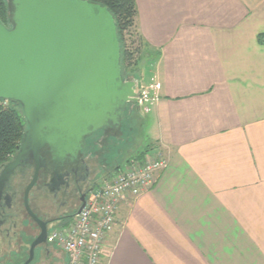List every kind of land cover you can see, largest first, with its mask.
<instances>
[{
	"label": "crops",
	"instance_id": "1",
	"mask_svg": "<svg viewBox=\"0 0 264 264\" xmlns=\"http://www.w3.org/2000/svg\"><path fill=\"white\" fill-rule=\"evenodd\" d=\"M136 3L158 85L140 157L163 151L168 164L121 203L101 262L264 264V0ZM41 248L38 264H66Z\"/></svg>",
	"mask_w": 264,
	"mask_h": 264
},
{
	"label": "water",
	"instance_id": "2",
	"mask_svg": "<svg viewBox=\"0 0 264 264\" xmlns=\"http://www.w3.org/2000/svg\"><path fill=\"white\" fill-rule=\"evenodd\" d=\"M10 4V25L0 21V99L19 102L28 127L16 154L0 168V198L16 168L36 160L25 190V206L40 228L22 263L30 264L36 248L49 245L50 224L29 204L41 150L56 161L76 160L92 134L121 125L142 81L122 73L117 25L106 6L88 0Z\"/></svg>",
	"mask_w": 264,
	"mask_h": 264
},
{
	"label": "flooded vegetation",
	"instance_id": "3",
	"mask_svg": "<svg viewBox=\"0 0 264 264\" xmlns=\"http://www.w3.org/2000/svg\"><path fill=\"white\" fill-rule=\"evenodd\" d=\"M126 112L123 110L120 126L104 128L92 134L89 146L80 152L76 160L56 161L47 149L41 150L43 160L29 193V204L50 226L67 216L71 217L83 199L87 200L101 172L109 165L112 149L123 139ZM37 165L36 160L29 159L25 165L16 168L0 198V255L6 261L25 250L22 247L28 243L26 238L31 239V243L40 231L25 206V190L35 176ZM30 199L36 200L33 201L34 208ZM43 200L45 204L42 206ZM32 231L35 234L32 235Z\"/></svg>",
	"mask_w": 264,
	"mask_h": 264
},
{
	"label": "built area",
	"instance_id": "4",
	"mask_svg": "<svg viewBox=\"0 0 264 264\" xmlns=\"http://www.w3.org/2000/svg\"><path fill=\"white\" fill-rule=\"evenodd\" d=\"M157 87L154 77L148 84L142 83L133 100L138 111L149 112ZM167 164L165 153L158 151L154 156L132 158L97 182L84 207L74 212L70 222L49 232V243L65 253L66 264H102V253L108 234L116 225L121 203L151 189Z\"/></svg>",
	"mask_w": 264,
	"mask_h": 264
},
{
	"label": "trees",
	"instance_id": "5",
	"mask_svg": "<svg viewBox=\"0 0 264 264\" xmlns=\"http://www.w3.org/2000/svg\"><path fill=\"white\" fill-rule=\"evenodd\" d=\"M106 6L115 18L118 38L121 46L122 73H134L139 78L143 66L146 64V43L139 31L137 16L138 7L136 0H88ZM11 4L10 0H0V21L4 24L10 22ZM138 72V73H137ZM0 168L9 161L18 151L24 131L28 123L23 114L22 105L15 100H7V105L0 99ZM127 127L128 119H125ZM147 150V149H146ZM132 158L127 159L129 162ZM113 171L122 165L116 163ZM112 170H109V173Z\"/></svg>",
	"mask_w": 264,
	"mask_h": 264
},
{
	"label": "rangeland",
	"instance_id": "6",
	"mask_svg": "<svg viewBox=\"0 0 264 264\" xmlns=\"http://www.w3.org/2000/svg\"><path fill=\"white\" fill-rule=\"evenodd\" d=\"M10 25V22L7 24ZM146 65V64H145ZM144 65V66H145ZM144 68V67H143ZM142 77L139 79L143 82V84H148L150 80V73L149 69H142ZM127 77L130 79L136 78L134 77V73L127 72ZM138 73V72H137ZM1 103V101H0ZM4 105H7L8 102L4 101L2 102ZM130 107V108H129ZM126 109V110H125ZM124 109V113L126 112V117L128 119L127 127L125 126L124 133H123V139L119 141L115 148L112 149L110 156H109V165L107 167L108 170H113L117 164L124 165L127 162V159L130 157H140L144 153H148L149 151H146V149L150 145V138L145 130V125L143 124L144 118L146 113H141L138 111V108L136 104L131 101L128 102L126 105V108ZM101 178H98V181H100ZM97 181V182H98ZM27 182V181H26ZM34 193V192H33ZM32 195V194H31ZM36 201V200H33ZM32 199H30V203L34 208V203ZM39 204V203H38ZM45 204V201H42V206ZM44 208V207H43ZM78 209V208H77ZM67 219V218H65ZM62 220V219H61ZM71 218H68L66 221L68 224L70 222ZM60 221V220H59ZM61 224H52L50 226L49 232L54 228H59ZM34 230L35 226H34ZM32 235L35 234L34 231L31 232ZM31 239L26 238V244L22 248L23 250L20 254L13 255L11 260L6 261L1 255H0V262L1 264H22L28 257L29 252V244ZM41 246H38L35 251V257L33 261L30 264H38L41 259Z\"/></svg>",
	"mask_w": 264,
	"mask_h": 264
}]
</instances>
